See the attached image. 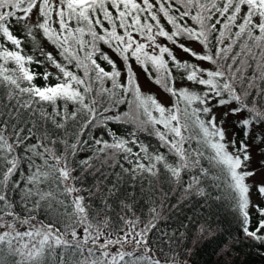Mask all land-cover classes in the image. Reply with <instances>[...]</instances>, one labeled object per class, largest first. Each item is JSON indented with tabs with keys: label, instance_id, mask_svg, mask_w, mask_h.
Wrapping results in <instances>:
<instances>
[{
	"label": "snow or ice",
	"instance_id": "snow-or-ice-1",
	"mask_svg": "<svg viewBox=\"0 0 264 264\" xmlns=\"http://www.w3.org/2000/svg\"><path fill=\"white\" fill-rule=\"evenodd\" d=\"M189 234L264 248V0H0V264H188Z\"/></svg>",
	"mask_w": 264,
	"mask_h": 264
},
{
	"label": "trees",
	"instance_id": "trees-1",
	"mask_svg": "<svg viewBox=\"0 0 264 264\" xmlns=\"http://www.w3.org/2000/svg\"><path fill=\"white\" fill-rule=\"evenodd\" d=\"M260 202V201H259ZM257 202V203H259ZM175 203V200L171 201ZM203 204V201L200 202ZM140 209L147 213L148 206L145 202H141ZM193 211L201 214L202 216L209 215V209L199 205L195 207H184L181 212L173 210L169 212L167 208L164 214L169 217L166 223H162V228L176 229L179 227V221L183 220L184 216H191ZM211 223L213 226H219L224 230L223 235H234L238 232L237 225L232 215L229 212L227 201L217 202L211 207ZM183 230V229H181ZM221 243L220 239H204L199 240L192 234L188 235L185 241V246L191 249L192 255L188 259V264H217L216 252L218 245ZM235 264H264V248H261L252 243H240L236 248Z\"/></svg>",
	"mask_w": 264,
	"mask_h": 264
},
{
	"label": "rangeland",
	"instance_id": "rangeland-1",
	"mask_svg": "<svg viewBox=\"0 0 264 264\" xmlns=\"http://www.w3.org/2000/svg\"><path fill=\"white\" fill-rule=\"evenodd\" d=\"M177 54L180 55V53H177ZM142 83H144V81H142ZM144 87L146 90L150 89V90L156 92L160 98H162V99L166 98L165 93L158 86H155V85L150 84V83H144ZM253 156H254V159L252 162V167L259 169V164L257 162L261 159V157H259L255 154V150L253 152ZM260 179H261V172L258 171L256 177H254V180L259 182ZM250 183H251V181H250ZM252 199L254 202L260 201L258 195L256 194V192L254 190L252 193Z\"/></svg>",
	"mask_w": 264,
	"mask_h": 264
}]
</instances>
